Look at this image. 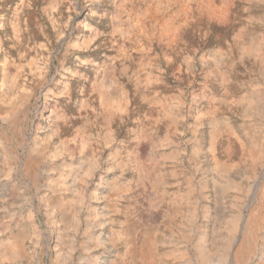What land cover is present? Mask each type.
I'll return each instance as SVG.
<instances>
[{"label":"rangeland","instance_id":"rangeland-1","mask_svg":"<svg viewBox=\"0 0 264 264\" xmlns=\"http://www.w3.org/2000/svg\"><path fill=\"white\" fill-rule=\"evenodd\" d=\"M49 2L0 0V64L17 30L43 41ZM130 3L155 51L170 32L200 47L194 75L142 90L159 106L137 99L111 129L78 111L79 79L70 98L56 75L15 112L0 102V264H264V0ZM218 50H230L219 68ZM18 235L22 253L4 257Z\"/></svg>","mask_w":264,"mask_h":264},{"label":"clouds","instance_id":"clouds-1","mask_svg":"<svg viewBox=\"0 0 264 264\" xmlns=\"http://www.w3.org/2000/svg\"><path fill=\"white\" fill-rule=\"evenodd\" d=\"M30 7L31 4H22V8ZM134 7L130 0H51L46 3L40 11L50 22L51 30L48 31V24L42 21L36 25L43 41L30 40L31 47L22 45L17 30L16 43L11 46L16 56L5 55L0 64L3 68L0 102L15 112L38 88L59 75L64 81L59 97L70 98L71 80H83L78 89V111L84 112L85 118H90L92 123L103 122L108 129L115 121L123 122L130 116L137 99L141 102L151 99L159 106V101H155L158 92L149 98L142 90L147 92L153 84H165L166 75L176 80L181 76H193L201 49L189 46L181 34L170 32L169 39L159 38L158 43L163 47L155 51L152 44L157 34L140 28L139 21L146 16L133 13ZM186 7L191 10L190 4ZM0 51H3L2 46ZM131 51L141 53L139 60L132 59ZM229 54L230 50H218L216 56L209 59L219 68ZM204 62L201 58V63ZM82 68H90L91 77L81 72ZM58 132L59 129H55L43 136L40 148L46 150Z\"/></svg>","mask_w":264,"mask_h":264},{"label":"bare ground","instance_id":"bare-ground-1","mask_svg":"<svg viewBox=\"0 0 264 264\" xmlns=\"http://www.w3.org/2000/svg\"><path fill=\"white\" fill-rule=\"evenodd\" d=\"M30 162H31V166L35 165L37 162V158L34 156ZM54 193H56V194L52 198H54L55 203L62 206L63 205V203H62L63 199L61 197L64 195L59 192V189H54ZM261 235H262V233H261ZM3 249H4V251H2V252H4L3 253L4 257H12V256H17V255L21 254L23 251V238H22V236L21 235L15 236L14 239H11L10 241H8L7 245ZM206 255L207 254L205 252L202 256L206 257ZM240 255H241V253H240V251H238L236 256L239 257Z\"/></svg>","mask_w":264,"mask_h":264}]
</instances>
